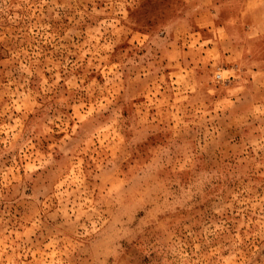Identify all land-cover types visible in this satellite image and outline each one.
Returning <instances> with one entry per match:
<instances>
[{
	"label": "rangeland",
	"instance_id": "obj_1",
	"mask_svg": "<svg viewBox=\"0 0 264 264\" xmlns=\"http://www.w3.org/2000/svg\"><path fill=\"white\" fill-rule=\"evenodd\" d=\"M0 264H264V0H0Z\"/></svg>",
	"mask_w": 264,
	"mask_h": 264
}]
</instances>
